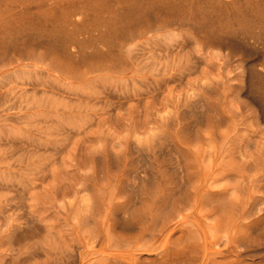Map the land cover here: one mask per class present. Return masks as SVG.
<instances>
[{
    "label": "rangeland",
    "instance_id": "1",
    "mask_svg": "<svg viewBox=\"0 0 264 264\" xmlns=\"http://www.w3.org/2000/svg\"><path fill=\"white\" fill-rule=\"evenodd\" d=\"M60 1L79 31L49 2L0 17L47 30L0 41V264H99L123 237L156 259L170 233L264 264V0H98L109 27Z\"/></svg>",
    "mask_w": 264,
    "mask_h": 264
},
{
    "label": "bare ground",
    "instance_id": "2",
    "mask_svg": "<svg viewBox=\"0 0 264 264\" xmlns=\"http://www.w3.org/2000/svg\"><path fill=\"white\" fill-rule=\"evenodd\" d=\"M48 2L50 7L48 10H44L42 15H50L53 11L55 14L58 10V16L55 17L56 24H58L60 28L71 26L72 30L79 31L78 25L73 19V13L77 10L63 4L60 0H0V17L3 14H11L14 8L18 6H42ZM173 2H175V0H173ZM210 2L213 4H220L222 3V0H210ZM141 4L142 2L138 0H127V7L129 8L128 11L131 12L132 10H135L137 7L142 6ZM116 9H114L112 5L110 6L107 2L103 3L99 2L98 0H80V9L78 10H82L85 13L93 12L96 17H103L104 15L108 14L109 16L106 17L105 20L101 21V23L109 27L111 22L117 19L118 14L116 13ZM49 11L52 12L49 13ZM32 32H35V34H37V36L40 38L45 39L47 36V30L45 28H34L30 23L24 22L18 25L17 30H10L5 33L0 32V41L4 42V40H11L13 38L18 40L21 37L25 38L26 40L28 36L32 34ZM143 239L144 238H138L134 242H131L129 238L123 237V239H120L115 245V249H118V251L120 250V252L107 255L99 264H197L198 258L196 256L200 253H203L202 260L205 261L204 264H208L207 256L214 251L212 248V241L208 238V236H204L202 238V236L197 235V237H194L192 241L188 242V246L178 248L174 245L175 239H173V234L170 233L165 238L162 246H160L161 248L159 247L162 256L156 259H144L143 254L149 249L144 246L146 243H148V241L144 244ZM190 247L193 248V253L190 252ZM135 251L137 253H135ZM153 254H155V251L153 253L150 251V254L148 253L150 257H152ZM177 255H189L188 257L190 258L184 260L182 263H176L174 262V257ZM231 264H243V261L236 259Z\"/></svg>",
    "mask_w": 264,
    "mask_h": 264
}]
</instances>
